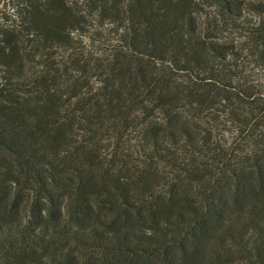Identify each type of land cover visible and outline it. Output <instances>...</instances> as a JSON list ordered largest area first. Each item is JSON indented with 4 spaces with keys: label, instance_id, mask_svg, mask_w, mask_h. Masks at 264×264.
<instances>
[{
    "label": "trees",
    "instance_id": "1",
    "mask_svg": "<svg viewBox=\"0 0 264 264\" xmlns=\"http://www.w3.org/2000/svg\"><path fill=\"white\" fill-rule=\"evenodd\" d=\"M0 264H264V0L0 1Z\"/></svg>",
    "mask_w": 264,
    "mask_h": 264
},
{
    "label": "rangeland",
    "instance_id": "2",
    "mask_svg": "<svg viewBox=\"0 0 264 264\" xmlns=\"http://www.w3.org/2000/svg\"><path fill=\"white\" fill-rule=\"evenodd\" d=\"M0 1H2V0H0Z\"/></svg>",
    "mask_w": 264,
    "mask_h": 264
}]
</instances>
